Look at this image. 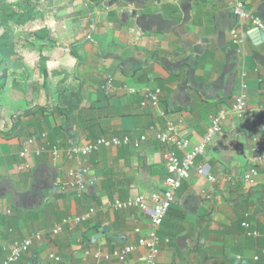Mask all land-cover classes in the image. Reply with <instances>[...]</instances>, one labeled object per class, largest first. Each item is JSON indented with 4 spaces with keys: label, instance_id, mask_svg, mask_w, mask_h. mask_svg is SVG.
<instances>
[{
    "label": "crops",
    "instance_id": "0c3cea01",
    "mask_svg": "<svg viewBox=\"0 0 264 264\" xmlns=\"http://www.w3.org/2000/svg\"><path fill=\"white\" fill-rule=\"evenodd\" d=\"M35 2L36 31L44 29V38L36 37V48H21L22 59L0 64L6 74L0 88V260L13 240L41 232L12 264H146L139 246L124 260L106 255L137 245L135 229L145 233L152 214L150 204L147 211L116 209L113 201L162 192L165 147L149 126L181 120V135L198 142L208 116L244 92L257 117L254 129L247 118L228 115L196 159L158 230L157 264H264V161L252 149L254 137L264 147L259 31L234 17L231 0ZM246 9L264 21V0H246ZM234 27L247 35L240 52L231 41ZM108 76L111 94L101 89ZM155 87L161 89L158 107H142V93ZM141 133L147 138L139 148L101 147L72 159L48 149L37 153L45 141L65 146ZM83 168L94 178L83 193L59 188ZM250 168L257 174L248 182ZM89 208L90 219L51 233ZM245 219L260 236L248 235Z\"/></svg>",
    "mask_w": 264,
    "mask_h": 264
},
{
    "label": "built area",
    "instance_id": "2783aa9c",
    "mask_svg": "<svg viewBox=\"0 0 264 264\" xmlns=\"http://www.w3.org/2000/svg\"><path fill=\"white\" fill-rule=\"evenodd\" d=\"M231 11L234 17L238 21L248 20L254 29L260 30L264 33V21L258 15L250 13L246 9V0H231ZM230 36L232 43L236 46V51L240 52L243 42L246 40V32L234 27L230 29ZM127 93L134 94L136 89L123 86ZM244 87V85H243ZM101 89L105 94H111L114 91L113 78L108 76L104 83L101 85ZM161 89L159 87L146 89L142 93L140 105L142 107H158L160 103ZM264 112V109H262ZM228 115H233L238 118H247L249 125L254 129L257 117L247 106V98L244 92H239L233 97V100L228 108H222L216 113L210 114L207 118L206 131L202 138L198 142H191V140L179 132V126L181 120H167L163 128H156L154 125L149 126V129L154 130L153 139L163 145L165 148L162 152L163 164L166 170V177L163 181L162 192H154L150 195L138 194L126 199H115L113 201V207L116 209L137 207L141 210L147 211L148 204L152 209L150 215L149 228L145 233H141L139 228L135 229V232L140 233L137 241V245L125 244L120 249H114L111 255H106L107 258L114 256L119 260H124L126 256L134 251L137 246L145 249L146 264H157V256L159 253L160 237L158 230L166 217L174 198L176 191L181 187L182 182L188 178L190 170L196 167V159L203 156L207 147L213 142V140L221 133L222 124ZM264 120V118H262ZM147 138L146 133H141L138 137L132 138L129 135H113V136H100L96 139L85 143L78 144L69 141L65 146L51 145L45 141L37 153L43 150H50L53 154L63 152L67 159L76 158L79 155H88L94 151L99 150L101 147H114L121 145H132L134 148H139L141 143ZM34 138L26 139L24 145L32 141ZM252 149L255 153L257 161H264V147L257 137L253 138ZM26 148L24 147L21 156L26 154ZM21 168L23 166L21 165ZM198 172L202 173L203 166H197ZM257 174L256 168H250L244 175L245 181H252L253 177ZM74 179L69 182L60 185L59 188H68L71 191H75L80 194L86 190L88 184H92L94 178L89 176L88 171L83 168L74 173ZM1 212V211H0ZM94 212L93 208H89L80 215H75L63 219L59 224L55 225L51 233L56 235L61 232L66 226L72 224H79L85 220L91 218ZM241 226L247 231L248 235L253 237L260 236L256 230L250 227V223L247 219L241 222ZM42 236L41 232H36L29 237L13 240L9 250L6 252L0 264H12L19 260V258L27 253L35 239H39ZM88 253V252H87ZM264 253V250H263ZM94 256L101 257V253L96 251ZM52 259L58 260L59 258L53 254L50 255ZM255 260L259 259V255L253 257Z\"/></svg>",
    "mask_w": 264,
    "mask_h": 264
},
{
    "label": "rangeland",
    "instance_id": "374dc122",
    "mask_svg": "<svg viewBox=\"0 0 264 264\" xmlns=\"http://www.w3.org/2000/svg\"><path fill=\"white\" fill-rule=\"evenodd\" d=\"M25 12L24 16L33 15V20H29L22 25L15 24L9 19V14ZM0 40L7 42L8 51L4 60L22 59L21 48H36V38L31 36L32 31H36V2L35 0H2L0 5ZM36 56V54H35Z\"/></svg>",
    "mask_w": 264,
    "mask_h": 264
},
{
    "label": "trees",
    "instance_id": "16d2710c",
    "mask_svg": "<svg viewBox=\"0 0 264 264\" xmlns=\"http://www.w3.org/2000/svg\"><path fill=\"white\" fill-rule=\"evenodd\" d=\"M1 3H2V0H0V5H1ZM24 13L23 12H19L18 13V16L15 17V15L17 14V12H12L8 16H9V19L12 20L15 24L22 25L25 22H27V21H29V20H31L33 18V15L32 14L25 17L24 16ZM41 30H39V31H32L30 33V35L33 36V37H35V38L37 37L39 39H42V38H44L45 35H42L40 32H46V31L44 29H41ZM7 51H8V44H7V42H5V41L4 42H1V40H0V60L5 59V56L7 55ZM73 54L77 56V53L74 52ZM5 76H6L5 71H1V73H0V88H2L3 85H4V82L1 79H4Z\"/></svg>",
    "mask_w": 264,
    "mask_h": 264
},
{
    "label": "water",
    "instance_id": "95a60500",
    "mask_svg": "<svg viewBox=\"0 0 264 264\" xmlns=\"http://www.w3.org/2000/svg\"><path fill=\"white\" fill-rule=\"evenodd\" d=\"M258 31H259L261 37L264 38V33L262 31H260V30H258Z\"/></svg>",
    "mask_w": 264,
    "mask_h": 264
}]
</instances>
